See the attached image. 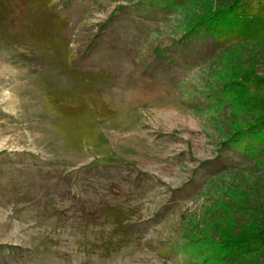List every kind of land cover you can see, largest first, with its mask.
Here are the masks:
<instances>
[{"label": "rangeland", "instance_id": "374dc122", "mask_svg": "<svg viewBox=\"0 0 264 264\" xmlns=\"http://www.w3.org/2000/svg\"><path fill=\"white\" fill-rule=\"evenodd\" d=\"M44 1L62 24L37 43ZM219 1L13 0L0 264H264L229 248L264 228V154L242 137L264 113V0L226 42L205 23Z\"/></svg>", "mask_w": 264, "mask_h": 264}, {"label": "trees", "instance_id": "16d2710c", "mask_svg": "<svg viewBox=\"0 0 264 264\" xmlns=\"http://www.w3.org/2000/svg\"><path fill=\"white\" fill-rule=\"evenodd\" d=\"M245 0H223L219 1L217 4V11L205 20L208 24L209 30L217 37L219 42H226L227 40H234L235 38H241L245 31L252 27V19H259L258 13L252 14L250 10L241 8L240 4L244 3ZM0 5V28L1 32L6 34L8 28L4 26L8 22V12L10 7L13 5V0H2ZM30 9L34 8L33 4H27L25 7ZM39 13L45 14L46 18L37 19L32 22V26L37 29V34L33 35L29 40L37 43L46 42V40L53 39L55 33L58 32L57 28L62 24V21L57 18L52 12H49V3L44 1L39 3ZM32 7V8H31ZM228 13V14H226ZM36 25V26H35ZM202 27H199V29ZM29 30V29H28ZM245 30V31H244ZM30 32V31H29ZM260 81L259 79H257ZM249 91V89L247 88ZM248 128L246 133H243V139L246 135L249 136L246 151H253V155L256 153L264 154V113L259 115H254L249 120ZM241 139L230 141L231 146L243 147V141ZM242 232H237L238 236L232 238L229 244V248L236 253L245 254L246 253H260L264 250V228L256 229L246 234Z\"/></svg>", "mask_w": 264, "mask_h": 264}]
</instances>
